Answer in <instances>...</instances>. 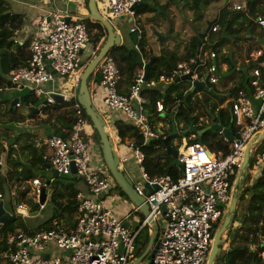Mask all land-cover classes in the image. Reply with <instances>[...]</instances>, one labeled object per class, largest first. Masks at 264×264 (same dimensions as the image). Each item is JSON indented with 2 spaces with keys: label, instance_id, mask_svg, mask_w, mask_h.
<instances>
[{
  "label": "built area",
  "instance_id": "obj_1",
  "mask_svg": "<svg viewBox=\"0 0 264 264\" xmlns=\"http://www.w3.org/2000/svg\"><path fill=\"white\" fill-rule=\"evenodd\" d=\"M66 1L69 4L86 2ZM150 1L154 0H104L106 17L114 19L129 15L135 22L131 31L137 32L140 39L142 34L138 26L137 7L140 3ZM250 1L228 0L227 3L234 11L250 14L253 9ZM261 5H264V0ZM255 22L263 34L262 46L252 54L257 61L264 57V14L257 15ZM38 29V35L29 46L28 64L10 71L5 88L8 89L11 85L29 87L36 96L46 95V99L52 103L54 101L49 96L52 91L47 92L44 86L54 81L56 76L69 78L74 82L75 90L80 84L84 65L81 50L89 41L88 26L83 17L71 14L68 9L57 8L42 16ZM218 32L219 26L214 23L206 40L210 39L211 33ZM96 53L94 50L93 55ZM209 56L215 60L216 51L211 49ZM261 65L264 66V60ZM95 72L99 74L100 85L105 89L104 105L107 110L123 112L144 140L171 138V131H165L162 121L150 119L146 89L157 87L159 84L168 85L175 80L188 81L189 87L185 94L193 93L190 99L194 103L198 97L202 98L205 94L201 88L192 91L196 81H202L208 75L206 84L218 90V85L226 79L220 77L217 63L208 65L200 55L199 59L191 58L178 62L170 74L151 80L144 79L143 59L134 83L125 93L120 91V65L111 52L103 57ZM184 76H190V79L183 80ZM251 76L249 91L240 88L235 94H230L228 100L231 104V115L237 126V136L233 142H229L230 153L224 155L221 150L211 149L198 140L187 143L183 150L179 149L178 159L184 165V170L177 180L170 174L151 176L144 164L146 155L142 146L134 139L123 141L117 134L119 140L115 141L107 129L113 139L114 149L115 145L118 150L120 144L126 143L130 150L122 156L117 153L120 159L119 167L124 169L131 158L136 160L144 183L133 182V186L139 195L145 196L150 207V216L165 222L154 253V264H207L213 242L212 229L221 217H225L233 199L231 178L243 170L245 153L250 142L253 141L256 147L260 142V135L264 132V86L260 85L261 66L254 67ZM251 89H254L253 93H250ZM209 96L206 103L212 106L214 99L212 94ZM74 100L77 119L71 132L65 136L51 135L44 143L52 150V168L60 175L70 176L75 166L76 176L84 180L88 194H77L79 203L72 229L54 223L51 229L37 232L18 229L11 234L8 243L16 246V250L0 257L10 264H129L134 257L137 239L148 224L149 217L145 218L138 228L132 229L105 204L103 197L115 186V181L108 172L92 169L90 142L87 139L89 122L83 114L76 94ZM155 110L157 114L164 115L166 107L162 100L156 101ZM105 122L107 128V121ZM156 122L158 126H155ZM194 124L196 126L195 122ZM224 140L227 141L225 137ZM12 145L18 144L13 141ZM4 164L5 161L0 155V167ZM263 168L264 150L258 156L254 169ZM146 184L154 189L153 193L148 191ZM33 185L36 187L35 194H40V179L33 180ZM0 198H3L1 191ZM40 206L43 208V205ZM16 207L18 217H30L28 205L18 202ZM53 246L60 252L51 254ZM258 255L264 260V249L259 251ZM215 264L223 263L216 261Z\"/></svg>",
  "mask_w": 264,
  "mask_h": 264
},
{
  "label": "trees",
  "instance_id": "obj_2",
  "mask_svg": "<svg viewBox=\"0 0 264 264\" xmlns=\"http://www.w3.org/2000/svg\"><path fill=\"white\" fill-rule=\"evenodd\" d=\"M207 0H205V3ZM87 6L89 7V0H86ZM189 1H187L188 3ZM253 9L250 14H246L243 11H234L231 9L230 5H227L222 9L219 18L215 17L216 24L219 26V32L213 33V37L210 36L212 41H207L204 48L214 47L213 49L219 54L222 52L224 47L228 45L236 44L241 40V36L245 32L255 33L257 31V24L255 22V17L257 15L264 14V5L262 0H251L250 1ZM259 4V6H258ZM156 4L144 3L141 8H137V14H147L156 10ZM192 8H194V16L201 20L203 18V13L201 11L202 7L199 0L194 1L192 4L189 3ZM88 26L89 39H95V45L100 43L102 40H107V31L100 23H95L90 19H84ZM140 22V21H139ZM22 17L19 14H13L10 12L8 3L6 0L0 1V89H5V85L8 83V76L12 69H16L21 66L28 64L30 58L26 55V50L30 46L31 42H27L22 45H15L14 47V37L17 29L21 27ZM209 23V22H208ZM206 27L198 30L194 35L188 40L185 47L184 53H179L178 50H171L169 46L163 47L159 54L152 52L148 48L146 43V30L143 31L142 37L136 42L137 47H128L125 44L115 47L111 53L120 65L122 73V83H121V93L128 92L129 86H131L136 78L139 65L135 63L138 56L141 54L148 60L154 58L153 66L149 73V80L157 79L161 75H168L175 66L180 61L189 60L191 58L199 59V44L198 38L199 33L205 31ZM260 34V33H259ZM247 38V36H245ZM203 50V49H202ZM217 57L215 58L217 61ZM223 61H228L229 68L228 72L231 73L235 70V64L226 54L222 56ZM264 57L257 60L256 66H261V77L260 85L264 86V66L261 65ZM91 61V60H90ZM219 61L217 64L220 65ZM84 64V60H83ZM210 65V64H209ZM218 65V66H219ZM252 76L244 74L240 81L231 87V94H235L240 88L247 89L249 91L250 79ZM93 76L90 77L89 82L92 80ZM96 82L100 83V77L95 76ZM12 86V85H11ZM10 86V87H11ZM16 87V86H13ZM189 87L188 81L174 82L169 84L164 92L160 88L146 89L145 94L147 96V108L149 110V116L152 120H157V117L162 118L160 114L155 112V103L157 100H162L165 104L166 111H170L168 115L173 114L179 118L186 125H190L191 122L197 123L199 120V115L195 114V108L191 102L190 97L193 93L185 94L186 89ZM254 89H251L250 93H253ZM41 99L34 95V93L29 91L28 94L24 95L20 100V105L24 106H34L35 108L40 104ZM223 101V100H222ZM5 101L0 100V125L5 124L4 122H9L8 119L19 123L26 121L32 123L45 124L53 129L61 131L63 134L68 135L74 127L77 119V108L75 106L76 101L74 99L66 100L62 103L52 102L50 103L48 99L42 101V106L36 108L34 114H27L20 116L18 112V107L10 105L7 101L8 106L4 109L1 108V104ZM19 105V106H20ZM217 104L212 106L207 115L212 118V123H219L224 127L230 128L235 137L237 136V126L233 120V116L230 112L231 104H228L225 108L221 109L215 115V108ZM83 109V114L89 122V125L93 128V136L97 141L99 147L101 148L100 136L97 129L94 127L89 116L86 114L85 109ZM32 111V110H31ZM155 112V114H154ZM44 114L45 116L40 118L39 115ZM213 114V115H212ZM7 117V118H6ZM126 117V116H125ZM169 117V116H167ZM6 118V119H5ZM31 119V120H30ZM163 119V118H162ZM208 125V124H206ZM116 134L123 140L134 139V141L142 146L145 152V166L148 173L151 176L155 175H167L170 174L174 179H178L182 175L181 169L172 165L173 157L166 154L167 145L165 139H154V140H144L143 136L139 133V130L132 123L125 120H118L115 122ZM204 126H201L203 129ZM12 127L5 126L2 128L0 126V140H5L6 138H11ZM26 134H20L17 137L18 142L25 143V147L30 150V155L35 160V152L31 150V141L28 140ZM88 139V137H87ZM198 140V139H195ZM170 141V139H169ZM17 142V141H16ZM17 142V144H18ZM204 144H209V147L214 150H221L224 155H227L231 151V144L224 140V136L219 132L211 130L204 134L203 136ZM219 146V147H217ZM264 150V140L260 141L255 147L253 155L250 157L249 171L252 170L257 164L258 156ZM102 153V149H101ZM33 154V155H32ZM104 159V158H103ZM10 166L16 164L15 160L12 159L11 153L8 154L7 161ZM21 163L20 165H22ZM26 165V164H23ZM15 166V165H14ZM12 166V168L14 167ZM16 170V168L8 171L6 176L1 172L0 168V190L5 191V184L13 181L15 176L24 175L23 179L27 180L33 178V176H27L25 173L27 170ZM13 171V172H12ZM109 174L111 175L109 169ZM249 173V174H250ZM112 176V175H111ZM35 178V177H34ZM33 178V179H34ZM251 178V174L249 176ZM80 179L79 177L77 180ZM76 180V181H77ZM8 181V182H7ZM234 181V176L231 178V183ZM115 188H117L125 197H128L123 189L115 182ZM65 190V191H64ZM30 188L20 187L16 190V197H18L21 203L24 201L30 206L33 211L40 210L39 206L36 205V201L32 198H27ZM79 189L76 184L64 185L63 189H55L51 193L49 202L53 204L54 216L40 224L37 228L31 227L25 219H22L14 213V217L5 225L2 226L0 230V257L4 253H10L16 250V246L10 245L8 243V238L11 234L15 233L17 229L23 228L28 232H37L44 229H51L54 227L55 219L65 225L66 229H70L71 226L68 225L69 219H72L77 206V194ZM241 211L236 210L233 217V221L226 232L227 241L229 242V249L223 250L217 257L218 262L223 264H264V260L258 255V252L264 249L263 239H264V168L261 174L249 184L243 190L240 199ZM14 212V211H13ZM68 220V221H67ZM224 222V216L215 223L216 227L212 229V237L214 238L217 230ZM69 224L70 221H69ZM67 225V226H66ZM234 236L232 237V235ZM141 255V254H140ZM0 264H10L7 260L0 259Z\"/></svg>",
  "mask_w": 264,
  "mask_h": 264
},
{
  "label": "crops",
  "instance_id": "obj_3",
  "mask_svg": "<svg viewBox=\"0 0 264 264\" xmlns=\"http://www.w3.org/2000/svg\"><path fill=\"white\" fill-rule=\"evenodd\" d=\"M6 1L8 3L10 12L13 14H19L22 17L21 27L19 29H17L15 32L14 47L17 44L22 45V44H25L27 42H31L38 35L39 20L42 18V16L49 14L50 12H52L53 10H55L57 8L62 9V10L68 9V10H70L71 14H73L75 16L83 17L84 19H85V16H87L89 14V7L87 6V2H84L83 4H72L71 5V4L67 3L66 0H6ZM157 1L159 2L160 0L145 2V3H149V4H156L155 5L156 10L153 12H149L147 14H140V15L137 14L138 15V22L140 19V22L138 24H141V20H142L141 18L143 16H148L149 14L154 15L156 12H158L159 16L162 15V13L159 12V10H158L159 7H158ZM194 1H196V0H194ZM227 2H228V0H227ZM160 3H161V1H160ZM142 4H144V3L139 4L137 8H139V7L141 8ZM161 4L164 5L165 2L164 3L162 2ZM188 4H189V2H188ZM98 7H99L100 11L105 16H107V14L105 13L106 9L104 6V0H102V1L98 0ZM163 8H165V7H163ZM110 20L113 22L117 32H119V33H120L119 30H121L122 23L126 20L130 21L132 23V25H133L132 28L135 25L134 24L135 22L133 20H131V17L129 15H121V16H118L114 19L110 18ZM154 20H155V18L154 19L150 18V20L148 21L149 25L153 24ZM93 22L98 23L96 21H93ZM167 23H168V26L166 29V31H168L167 33H163V31H161V30L154 33V34H156L157 41L159 42V44H161L158 47L159 52L163 47L169 46L171 50L175 49V50H178L179 53H181V54L184 53L185 47H186L188 41L186 43L174 42V45H171V43L173 42V39L172 38L169 39V35H170L169 32H173V30H171V28H174V27L177 28L178 21H176V23H173L172 19L170 18V19H168ZM173 25H175V26H173ZM138 26L140 29V25H138ZM257 27H258V25H257ZM134 33H137V32L131 31V34H134ZM142 33H143V31L141 32V34ZM165 39H167V40L165 41ZM138 40H139V38H138V33H137V41ZM207 41L211 42L212 39L210 38L208 40H205L204 43L202 44V47L199 49V52H198L200 54V58L205 59V61L208 65L211 63H214V61H216L217 63L219 61H222V63L220 62V65L218 64L220 75H221L220 77L225 76L224 78H226V79H225L224 83L222 80V83H220L218 85V90H217V88L216 89L214 88L218 92L219 96L211 93L210 91L207 92L206 89L201 88L202 91L205 92V94L202 97V98L206 99V100L203 99L204 104L202 102V98H200V97H198L195 100V102L193 103V106L195 108V114L194 115L195 116L199 115V120L196 123L198 130L202 129L201 126H204V125L208 126V125L212 124V118L209 115H207V112H209L213 106V105L208 106L206 103L207 99L210 97L209 95L212 94L213 99H214V104H217V106L215 108V115H216L221 109L225 108L226 106H228V104H230L228 102V100H229L230 94H231V92H230L231 87L234 86L235 84H237L240 81V78L244 74L251 76V74L253 72V68L256 67L255 63H257V61L253 58L252 54L257 48H260L262 46L263 34H262V31L260 30V28L258 27L257 31L255 33L248 35L247 38H245V35H242L241 40L238 41L239 43L245 42V45L248 48V52H249V53H247V56H248L247 60L248 61H247L246 66L244 68L237 66L233 60V57L236 54L237 49H234V50L232 49L230 54L228 52H226L227 49H223L222 52L219 54L216 52L218 54L219 61H217L216 59L215 60L211 59L209 54L211 52V49H213V47H210L209 51L207 50V48H204ZM89 42L95 45V39L90 38ZM105 42H106L105 40H102L100 43L95 45V46H97L94 49L95 51H97V53L95 55H93L94 50L90 53L93 56H96L98 54L101 46H103ZM123 44H124V42L122 39V45ZM147 45H148V43H147ZM86 47L87 46H85V48L83 49L82 55L84 54ZM133 47L137 48L136 42H135ZM226 47H230V49L233 48L232 45H228ZM237 47L238 46L236 45V48ZM28 52H29V47L26 50V55H29ZM159 52H158V54H159ZM91 54H89L88 57L91 56ZM224 54H226L228 56V58L233 60L232 62L235 64V70L231 73L228 72V68H229L228 61H223L224 58L222 56ZM143 59L145 61V65L147 64V62H149L151 60V59L148 60L147 58H145L142 55V62H143ZM154 61H153V63H154ZM135 62H137V60ZM138 65H139L138 67L140 69L142 64H138ZM248 67H249V69H248ZM84 68L85 67L83 65V71H84ZM173 68H174V66H173ZM94 75H96V77L98 75V77H99V74H97V73L92 74L93 78L90 81V89H91V94H92V98H93V103L96 105L97 109L103 114L105 120L107 121V129L112 133V137L114 138V140L117 141V140H119V137H117V135H116V131H115V127H114L115 122L118 120H125L126 119L125 114L121 111H118V110H114V111H108L107 110V108L104 105L105 89L100 85V83L96 82V78ZM66 78L67 77L56 76V79L54 81L47 83L44 86V89L47 92L52 91V92L62 93L65 96L71 97L72 99H74L75 94L78 97L80 84L75 90L74 82L72 83L69 78H67V82H65ZM147 80H149V78ZM175 82H178V80H175ZM230 82H231V84H230ZM167 86H169V84L168 85H164V84L160 85L159 84L157 86V88H160L161 91L164 92V90L167 88ZM12 88H13V86H11L8 89L7 88L0 89V95H1V92L6 91V90H10ZM16 88H20V87H16ZM21 88H28L29 91H31L29 87L23 86ZM152 88H156V87H152ZM225 92H227V93H225ZM23 96L24 95H22L20 97L17 96L16 98H19V100H20ZM16 98H14V99H16ZM39 98L41 99V101H40V104L36 107L37 109L40 108V106H42L41 103H42V101H44V99H46V95L39 97ZM14 99H12V101L10 102V105L12 104ZM0 100H1V96H0ZM64 101H66V100H64ZM18 103L19 102H17L16 104H12V106L19 108L18 112H19L20 116H24V115H27L30 113L31 114L35 113L36 108L34 106H24V105L17 106ZM59 103H62V102H59ZM1 105H2L1 106L2 109L6 108L5 103H3ZM33 107H34V109H31ZM20 108H22V109H20ZM155 112H156V110H155ZM155 112H154V114H155ZM169 112L170 111L167 109V111L164 113V115H161L163 119L157 117V121H162L161 123L164 124L165 131L170 130L172 132L173 123L175 122L176 116L173 114L168 115ZM44 116H45L44 114L39 115L40 118H42ZM167 116H169V117H167ZM206 124H208V125H206ZM180 125L182 126L184 124L180 123ZM2 126H3L2 128H4L5 126H8V125L2 124ZM155 126H158V122L155 123ZM187 126H188V128L190 127V125H187ZM13 127H12V129L14 130V132H12V133H13V138H15V139L12 140L11 139L12 137H11L10 138L11 141L9 139V140H1V142H0V155L2 156L3 160L5 161V164L0 167L1 172H3V174L6 176V174L8 175V171H10L11 169L16 168V170H21L22 168H25L27 170L25 175L33 176V178L34 177L35 178L34 179L30 178V179L24 180L23 179L24 175H20V176L17 175V176H15L13 181H10V182L7 181L8 183L5 184V187L7 188V186H8L9 191L6 193L5 191L3 192L0 190L3 193V198L2 199L0 198V201H4V207L14 215V213H16V211H17V207H16L15 202L18 199V197H16V190H18L20 187H22V188L29 187L30 191L27 194V198L28 199L32 198L34 201H36V205L39 206L40 210L39 211L38 210L33 211L30 208V206L24 201V204L28 205L30 208V217L26 218L25 221L31 227L37 228L38 226H40V224L51 219L54 216V212H53L54 206L52 203L49 202L50 196H51V193L53 192V190L63 189L64 185H71V184H76V187L80 190L79 192H83L84 194H88V189H87L86 184L84 185V187L77 185L76 176L74 177L73 175H70V176L61 175L59 178H57L55 176V174L53 173L52 169L48 168L47 165L51 166L52 150L44 142H45L46 138H49L51 136V133L55 129H53L52 127L45 125L43 123L39 124L36 122L35 123H32L31 121L29 122L28 119L26 121L19 122V123L13 125ZM176 128H177V124H176ZM181 132L182 131H179L178 134L173 135L170 138V144L174 148L183 150L186 147L187 143H190L191 141L198 139V134L196 132H190L186 136H183L181 134ZM93 133H94L93 128L89 125L87 137H88V140L90 142L91 160L93 157H95V161L93 163L95 165V167L94 166L93 167H94V170L96 169V171H102V172L106 173V172H108V167H107V165L103 159V154H101V148L99 147L98 143L96 142V140L93 136ZM20 134H24V135L26 134L28 136V137H26L28 140L33 139L31 141V146H32L31 150H33V152H35V155H36L35 160H34V156L32 157L30 155V153H29L30 150L25 147L26 144L18 142L17 137ZM14 140L18 142L17 146L12 145V142ZM149 140H151V139H149ZM120 145L121 146H120V148L118 147V150H116L117 145H115L116 149H114L115 151H117V153L120 156H122L123 153L127 154L128 152H130L126 143H122ZM207 146L209 147V144ZM254 147H255V144L251 148L250 157L253 155V153L255 151ZM166 150H167V148H166ZM9 153H11L12 159H14L16 162V164H14L15 166L12 165V166H14L13 168L8 163H6ZM21 163L26 164V165H23V164L20 165ZM91 165H92V163H91ZM25 169H23V170H25ZM262 170L263 169H253L252 173H250L249 169L246 168L242 171H239L240 173L238 172L239 174H238L237 178H236V176H234V181H233L234 184L233 183L232 184H233V190L234 189H235V191L237 190V194L234 195L233 199L236 196L239 198L236 210L241 211L240 199H241V195L243 193V190L245 189L246 186L253 183V181L261 174ZM122 171L130 177V179L134 182V184L144 183V180L141 177L139 165L137 164V162L134 158H131L125 164V168L122 169ZM42 172H44V173H42ZM249 173L251 174V178H249V176H250ZM37 178L40 179L41 184H44L45 180H47V179H55L56 180L55 188L48 194L47 201L43 205V208L39 205L40 195L35 194L36 187L33 185V180H35ZM63 178H66V180L69 181L70 183L69 184L68 183L63 184V183L59 182V179H63ZM38 195H39V197H38ZM6 196L9 197L8 205H7L6 201L4 200ZM103 200H104L105 204L113 210L114 214L117 217L123 219L124 222L128 226H130L132 229L138 228L146 218L143 215V213L139 210L138 206L133 202V200L129 197H125L117 188H115V186L113 188H111L104 195ZM18 201H19V199H18ZM47 203H49L51 205L50 208H52V209L50 210V213L47 212V217L45 219L43 217V215H41V212L45 211V209L47 207L46 206ZM76 212H77V209H76L72 219H69L71 224H69V221L67 220L68 225L71 226L70 229H72L74 227L75 220H76ZM53 223H58V224H61L62 226L65 227V225L62 224V222H59L56 219ZM164 227H165V222L162 219H158L157 223L154 225L146 224L144 226V228L142 229V231L140 233V236L137 239V243H136V250L139 251L141 256L143 254H145L146 250L148 249L149 242H150L151 238L154 240L155 245L158 243V241L160 240V237L162 235V232L164 230ZM1 228H0V230H1ZM19 229H23V228H19ZM223 237L224 238L226 237L225 238L226 241L221 245L222 251L228 250L229 246H230L229 242L227 241V234H225ZM58 252H60V251L53 246V248L51 249V254L58 253ZM140 264H149V262L147 260H144Z\"/></svg>",
  "mask_w": 264,
  "mask_h": 264
},
{
  "label": "water",
  "instance_id": "obj_4",
  "mask_svg": "<svg viewBox=\"0 0 264 264\" xmlns=\"http://www.w3.org/2000/svg\"><path fill=\"white\" fill-rule=\"evenodd\" d=\"M85 19H90L92 21H96L102 24V26L107 31V40L104 43V45L101 46L98 54L95 57H93V59L85 66L84 71L81 75V82L79 86V94H78L77 99L82 105V107L85 109L86 114L89 116L94 127L97 129L99 133L103 158L114 181L123 189V191L127 194V196L133 200V202L138 206L139 210L143 213V215L146 218L149 217L148 223L151 225H154L157 223V220L150 216V207H149V204L146 202L145 196L139 195L136 192L133 186V181L119 167L120 159H119L117 152L113 148V139L111 137L110 132L106 128V122H105L104 116L99 112L96 105L93 103V98H92L91 89H90V82H89L90 77L92 76V74L95 73L103 57L108 52H111L115 47L122 45V35L121 33L117 32L113 22L100 11L98 7V0H89V14L85 16ZM215 22L216 21L214 20L213 22L208 23V26L205 29V31L199 33V38H198L199 49L202 47V44L206 40V37L209 34L211 27ZM133 36H134V41L137 42V33H134ZM81 53H83V50H81ZM153 61L154 59L152 58L145 65V73H144L145 80L149 78V73L152 68ZM135 63L143 64L141 54L138 56L137 62ZM216 63L217 62L214 61V64ZM182 79L183 80L190 79V76H184ZM207 79H208V75L205 77L204 80L196 81L192 91H195L197 88H204L210 91L211 93L219 96L218 92L214 88H211L206 84ZM49 96L52 97L53 101L57 103L63 102L64 100L72 99L71 97L65 96L64 94L58 93V92H51ZM17 102H19V98L14 99L12 104H16ZM31 109H34V107ZM211 130L222 133L228 142H233L235 139L234 132L230 128L224 127L223 125L217 122L212 123L206 126L205 128L198 130L193 121L190 123V127L187 130L182 131L181 134L183 136H186L190 132H196L198 134V141L203 142L204 134ZM178 133L179 131L176 128V124L174 122L171 136L176 135ZM51 135L65 136V134H63L61 131L57 129L54 130L51 133ZM11 139L13 140L15 138L12 137ZM259 140L260 141L264 140V132L260 135ZM164 141L167 145V150L165 153L173 156L172 165L178 166L181 169V171H183L184 165L180 163L178 159L179 149L174 148L170 144L169 138L165 139ZM253 144H254L253 141L250 142V144L248 145L246 149L243 170L246 168L248 169L250 166V151H251ZM47 166L48 168L52 169L53 173L55 174L57 178L61 176L57 170L53 169L50 165H47ZM76 173H77V169L75 166H73L72 175L75 177ZM59 182L63 184L70 183L69 181L66 180V178L59 179ZM55 184H56L55 179H47L45 180V183L40 186L39 205H44L46 203L47 196L55 188ZM145 186L150 193H153L154 189L151 186H149L148 184H146ZM238 200L239 198L237 196L234 199H232L229 210L224 217V222L219 227V229L217 230L215 234L214 241L212 243L211 250L208 256L207 264H215V262L217 261L218 255L222 252L221 245L226 241V239L223 236L226 234V232L228 231L233 221V217L237 209ZM18 202L19 201L17 199L15 204L17 205ZM164 210H166L165 207H164ZM13 217L14 215L4 207V201H0V223L2 225H5ZM214 227H216V225H214ZM156 248H157V244L155 245L154 240L151 238L148 249L146 250L145 254H143L137 260L135 264H140L144 260H147L149 264H154V253H155Z\"/></svg>",
  "mask_w": 264,
  "mask_h": 264
},
{
  "label": "rangeland",
  "instance_id": "obj_5",
  "mask_svg": "<svg viewBox=\"0 0 264 264\" xmlns=\"http://www.w3.org/2000/svg\"><path fill=\"white\" fill-rule=\"evenodd\" d=\"M100 1H102V0H100ZM160 1H161V3L165 2V4L162 5L160 3ZM160 1L159 2L157 1L158 7H159L158 10H159V12L162 13V15L159 16L158 12H156L155 13L156 15L155 14L154 15L149 14L148 16H143L141 18L142 19L141 24H138V25H140L141 32L146 30V38H147L146 42L148 43L147 46L149 49L152 50V52H154L156 54L159 52L158 47L161 44H159V42L157 41L156 34H154V33L158 32L159 30L163 31V33H167L168 31H166V29L168 26V23H167L168 19L171 18L173 23H176V21H178V26L176 25L177 28H175V27L171 28V30H173V32H169L170 33L169 39H171V38L173 39V42L171 43V45H174V42L186 43L194 35V33L197 31V29L201 30L205 27L207 28L208 22L209 23L213 22L215 17L219 18L221 15L222 9L227 5V0H207L206 1L207 3H205V0H199V3L201 4V7H202L201 11L203 13V18L201 20H198V18H196L194 16V8H192L191 5H189L187 3V1H189V3L192 4L194 2V0H160ZM163 7H165V8H163ZM150 18L151 19L155 18V20H154L153 24L149 25L148 21L150 20ZM139 21H140V19H139ZM132 26H133L132 23L130 21L126 20L122 23L121 30H119L121 35H122V39H123L124 44L126 46H129V47H133L135 44L134 36H133V34H131ZM173 26H175V25H173ZM250 34H252V33L245 32L244 35L248 36ZM213 35H214L213 33L210 34V36H212V37H213ZM166 40L167 39H165V41ZM89 41H90V39H89ZM89 41H88V44L86 45L87 47H86L85 52L83 54L84 67L90 62V60H92L93 57H95L90 52H92L97 47L94 44L90 43ZM236 45L238 46L237 48H236ZM232 46H233V48H231V49H230V47H225L224 49H227L226 52H228L229 54L231 53L232 49L233 50L237 49L236 54L233 57V60L237 66L244 68L246 66L247 61H248L247 60V58H248L247 53H249L248 48L245 45V42H242V43L238 42L237 44L234 43ZM207 50L209 51V48H207ZM89 54H91V56L88 57ZM249 67H248V69H249ZM65 82H67V78H66ZM230 84H231V82H230ZM27 93H29L28 88L13 87L10 90H6V91L1 92L0 96H1L2 101H5L4 103H5V106L7 107L8 106L7 101L10 103L12 101V99L16 98L17 96L20 97V96L25 95ZM225 93H227V92H225ZM203 99L204 100H206V99L202 98V102L204 104ZM20 109H22V108H20ZM8 120H9V122H6V121L4 122L8 126L13 127V125L17 124L16 122H14L10 119H8ZM175 123L177 124V129L179 131H184V130H187V128H188V126L177 117L175 118ZM180 123H183L184 125L181 126ZM0 126L3 127L2 125H0ZM12 132H14V130ZM11 136L13 137V133ZM9 139L10 138H6L5 140H9ZM0 142H1V140H0ZM90 151H91V149H90ZM94 161H95V157H93L91 160L92 169H94V167H95V165L93 164ZM42 173H44V172H42ZM238 174L236 175V178H237ZM76 183L78 186H82V187H84V185H85L84 180L81 178L78 179L76 181ZM8 191H9V188L7 186V188L5 187V192L7 193ZM232 194H233L232 195V198H233L234 195L237 194V190L236 191H235V189L232 190ZM4 200L6 201V203L8 205L9 197L6 196ZM46 206L47 207H46L45 211L41 212V215H43V217L45 219L47 217V212L50 213V210L52 209V208H50L51 205L49 203H47ZM233 236H234V234L232 235V237ZM213 241H214V238H213ZM133 254H134V257L132 258V260L130 261L129 264H135L137 259L141 256L139 251H137V250H135Z\"/></svg>",
  "mask_w": 264,
  "mask_h": 264
},
{
  "label": "clouds",
  "instance_id": "obj_6",
  "mask_svg": "<svg viewBox=\"0 0 264 264\" xmlns=\"http://www.w3.org/2000/svg\"><path fill=\"white\" fill-rule=\"evenodd\" d=\"M216 23V22H215ZM214 48V47H213Z\"/></svg>",
  "mask_w": 264,
  "mask_h": 264
}]
</instances>
